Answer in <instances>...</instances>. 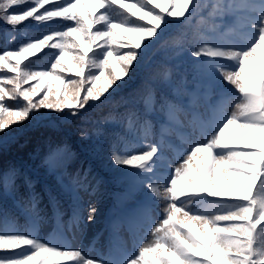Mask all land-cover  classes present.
Listing matches in <instances>:
<instances>
[{
	"label": "snow or ice",
	"instance_id": "snow-or-ice-1",
	"mask_svg": "<svg viewBox=\"0 0 264 264\" xmlns=\"http://www.w3.org/2000/svg\"><path fill=\"white\" fill-rule=\"evenodd\" d=\"M114 5H119L130 18L114 22L108 15V8ZM189 6L190 0H135L132 3L63 0L62 4L53 0H0V23L13 32L30 20L62 19L74 24L24 43L18 51L0 54V68L15 74L0 76V84L11 85L10 88L0 86V146L23 135L25 124L29 128L55 126L48 116L40 114L41 109L54 111L59 116L67 110L68 115L75 116L90 101H97L118 87L129 78L140 52L158 37L168 18L184 17ZM244 6L251 9L247 18L250 39L246 45L234 51L235 46L231 44L209 46L204 43L192 53L198 61L202 57L211 58L207 63L195 64L194 70L207 76L209 87L219 86L223 106L222 117L208 130L210 135L206 141H197L162 185L156 182L155 175L157 145H148V150L136 155L117 151L110 154L114 165L139 170L136 184L160 199L171 201L164 209L166 218L152 228L154 244L139 247L138 254L117 261L88 257L80 249L61 251L27 233L0 234V250L20 252V255L0 256V264H53V258L67 264H264V247L254 248L253 244L254 233L264 229V199L257 203L254 192L257 187L264 192V56L258 53V49L264 48V0H260L259 5L247 3ZM100 9L104 11L98 12ZM101 21L104 24L101 25ZM94 25H100V29H94ZM117 44L119 46L114 47ZM46 47L59 53L53 56L50 69L22 70V61L37 57ZM223 60L234 62V66L221 63ZM72 72L79 79L65 80L64 73ZM155 78L159 79V74ZM102 79L104 83L97 86ZM28 81H39V84L24 87ZM51 81L63 84L64 88L56 87L53 91ZM160 82L171 87V96L162 94L158 108H154L155 90L153 81H148L146 108L137 117L149 132L153 128L149 117L154 111L165 118V122L160 123L163 133L182 110L181 92L171 84L170 69L165 68ZM45 83L47 88L40 92ZM225 83L233 86V93L227 91ZM6 98L18 104L22 99L26 103L13 110ZM87 135L80 132L82 138ZM64 151L67 145L57 144L50 149L44 163L48 164L52 157ZM0 177L5 189L19 191L15 183L16 169L5 170ZM24 183L31 182L25 180ZM205 197L232 203L223 214L215 216L193 215L191 209L177 206L182 198L191 204L195 198ZM95 213L96 207L92 206L89 221L94 219ZM178 213L183 214V219L176 218ZM194 222L198 225L195 230ZM28 246L30 254H24L22 248ZM148 254L151 259L147 258Z\"/></svg>",
	"mask_w": 264,
	"mask_h": 264
},
{
	"label": "trees",
	"instance_id": "trees-1",
	"mask_svg": "<svg viewBox=\"0 0 264 264\" xmlns=\"http://www.w3.org/2000/svg\"><path fill=\"white\" fill-rule=\"evenodd\" d=\"M53 2L62 4L63 0H53ZM124 2L132 3L135 0H124ZM204 5L206 11L201 14L196 6L194 14H189L186 10L184 17L168 18L158 37L149 41L140 52L139 60L133 67L129 78L120 82L118 87L108 91L99 100L90 101L84 109L79 110L78 115H68L65 110L63 116H59L54 111L46 112L41 109L40 114L48 116L55 122V126L29 128V125L25 124L24 134L5 144L10 148V158L0 159V173L16 169L15 183L19 191L5 189L2 177H0V197L5 196L9 202L17 198V200L25 201L27 206L26 210H19L16 213L8 204L6 207L5 202H0V212L3 211L5 215L11 217L8 221L15 223L18 227L21 225L19 228H23L22 225L26 223L29 216L35 219L42 214L50 213L51 204L59 205L63 197L69 199V194L78 188L81 194H87V191L92 201L101 202L102 197H100L99 190H90V180L94 176H99L102 184L105 185L111 182L112 186L116 183L132 186L135 183L139 170L132 166L114 165L110 154L112 151L128 155L139 154L144 151L141 143L152 139L153 119L160 121L164 116L154 111L149 117L153 121V128L150 132L145 130L142 121L137 117L141 115L139 110H142L143 114L146 108L145 84L148 81H153L156 97L154 108H158L162 94L171 96V87L160 82L165 68L170 69L171 84L179 87L181 100L189 99L192 102L197 98L198 93L194 92L192 81L201 73L194 70V65L200 61L204 62L205 57L198 61L192 53L204 43L209 45L207 36H212L214 33L215 24L213 22L225 7V1L208 0V3ZM108 15L114 22L130 18L119 5L108 8ZM100 24L104 22L101 21ZM66 25L74 26L73 22L62 19L49 22L30 20L13 32L6 24L0 23V54H3V51H18L24 43L42 38L43 35H50L53 31H63ZM94 29H100V25H94ZM116 39L119 41L120 38ZM118 46V44L114 45V47ZM55 54H59L57 50L46 47L37 57L22 61V70L50 69V63ZM156 74H159V79L155 78ZM3 75L15 74L0 68V76ZM64 78L65 80L79 79L74 72L64 73ZM182 80L184 83H181ZM34 83L39 84V81H28L23 86L32 87ZM103 83L102 79L97 86ZM51 84L53 91L56 87L64 88V85L57 81H51ZM0 86L11 87L6 82ZM46 88L47 83L41 86L40 92ZM39 96L40 93H37V97ZM6 101L13 110L26 103L22 99L19 104L10 98H6ZM32 116L35 117L36 113L33 112ZM81 131L88 134L87 138L80 136ZM135 141L139 142V145H136ZM57 144L67 145V151L57 153L48 164H45V157ZM2 148L3 146H0V149ZM25 180L31 183L25 184ZM83 185H86L87 190L82 188ZM254 192L257 203L264 199V192H261L258 187L254 189ZM86 198L80 194L76 196L79 213L86 205ZM199 201L207 202L204 198ZM229 204L231 203L210 202L206 215L223 214ZM195 228L196 226L193 225L194 230ZM7 234L20 233L11 231ZM253 244L254 248L264 247V229L255 233ZM27 248L29 246L23 247L22 251ZM7 255H20V252L0 250V256ZM55 259L53 258V262Z\"/></svg>",
	"mask_w": 264,
	"mask_h": 264
},
{
	"label": "rangeland",
	"instance_id": "rangeland-1",
	"mask_svg": "<svg viewBox=\"0 0 264 264\" xmlns=\"http://www.w3.org/2000/svg\"><path fill=\"white\" fill-rule=\"evenodd\" d=\"M252 3L256 4V5H259L260 3V0H252ZM251 11V9H249ZM246 31H242V35L246 38L245 40L242 39L240 40V46H244L247 44V42L249 41L250 39V30L248 29V27H246ZM259 51V50H258ZM232 65L234 66V62H232ZM233 87V86H232ZM223 111V106H221L220 108V111L221 112ZM220 119V118H219ZM219 119L217 120L216 123H218ZM211 129V126L210 124L206 123L204 124V132H203V139H207L208 136L210 135V132L208 130ZM199 141L197 138H194L192 136H190L187 140V143H180L179 144V150H174L173 152H166L163 156V160H164V166L166 167V174L169 175L170 172L174 171L175 167L178 165V164H182L183 163V158L187 155L188 151L190 150L191 147H195V142ZM180 152H184L183 155L180 154ZM162 166V164H161ZM163 167V168H165ZM165 174V175H166ZM166 181V180H165ZM169 206V203L167 202L166 204V207ZM178 207L180 206H184V205H178ZM185 207V210L187 209V206H184ZM182 213H178L177 216L179 217ZM154 226H156L155 223H153ZM151 224V226H153ZM144 234H146V237L142 240V242L140 243V247H146V246H151L154 244L155 242V236L153 235L152 231L150 230V228H147L145 229L144 231ZM135 249H131L128 251L127 253V256L129 254H132V252H134ZM84 253V251H83ZM86 256H88V253H84ZM91 256H95V257H102L103 255L101 254V251L100 252H97L95 249L93 251V253H89ZM89 257V256H88ZM102 258H105V257H102ZM125 257H117V261H122ZM108 259V258H107Z\"/></svg>",
	"mask_w": 264,
	"mask_h": 264
}]
</instances>
